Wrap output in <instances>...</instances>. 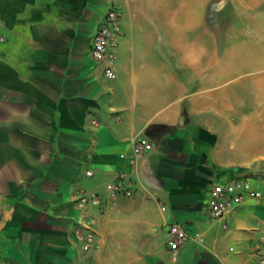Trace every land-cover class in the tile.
Listing matches in <instances>:
<instances>
[{
    "label": "crops",
    "instance_id": "1",
    "mask_svg": "<svg viewBox=\"0 0 264 264\" xmlns=\"http://www.w3.org/2000/svg\"><path fill=\"white\" fill-rule=\"evenodd\" d=\"M246 1L264 5L234 0L235 18ZM110 8L121 27L113 80L91 59ZM203 39L202 0H0V264H77L87 216L90 264H256L264 196L215 221L207 201L239 177L264 190L253 177L264 173V112L237 129L232 113L205 108ZM139 137L153 150L129 168ZM121 172L135 192L109 200L104 185ZM78 189L103 203L79 212ZM171 223L191 234L174 253Z\"/></svg>",
    "mask_w": 264,
    "mask_h": 264
},
{
    "label": "rangeland",
    "instance_id": "2",
    "mask_svg": "<svg viewBox=\"0 0 264 264\" xmlns=\"http://www.w3.org/2000/svg\"><path fill=\"white\" fill-rule=\"evenodd\" d=\"M192 1L188 0V3ZM202 1L205 108L232 113L235 118L229 120L237 129L249 120L243 116L256 118L253 120L260 126V115L264 112V88L259 85L264 79V70L260 68L264 54L259 53L261 48L264 49V5L255 1L252 6L247 1L236 4L235 18L232 13L234 0ZM175 41L173 37V47ZM239 43L249 47L242 46L236 54H227L228 47ZM172 57L175 69L178 56ZM253 177L262 179L264 173Z\"/></svg>",
    "mask_w": 264,
    "mask_h": 264
},
{
    "label": "built area",
    "instance_id": "3",
    "mask_svg": "<svg viewBox=\"0 0 264 264\" xmlns=\"http://www.w3.org/2000/svg\"><path fill=\"white\" fill-rule=\"evenodd\" d=\"M121 36L120 13L116 8H110L100 22L91 47V59L102 65V74L107 80L116 77L114 70L115 50L117 40ZM153 150V145L147 137H139L132 144L130 154L125 157L127 166H135L137 160ZM91 170L85 171L87 178L92 177ZM104 190L109 200L119 197L129 198L135 192V179L128 172L119 173L114 180L106 182ZM76 207L86 214L89 208L101 206L102 199L97 193L89 194L84 189L76 190ZM264 196V190L255 186L248 177H239L224 183L213 185L208 190L207 216L211 221L224 219L230 212L236 210L247 199H258ZM95 219L87 216L82 225L74 231V242L79 249L77 264H90L91 251L95 246ZM166 248L174 253L182 248L191 234L179 223L166 226ZM254 248L256 264H264V239Z\"/></svg>",
    "mask_w": 264,
    "mask_h": 264
}]
</instances>
